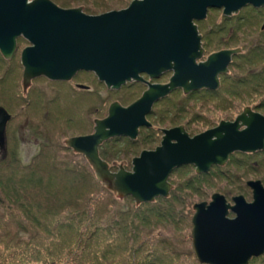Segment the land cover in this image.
<instances>
[{
  "label": "water",
  "instance_id": "1",
  "mask_svg": "<svg viewBox=\"0 0 264 264\" xmlns=\"http://www.w3.org/2000/svg\"><path fill=\"white\" fill-rule=\"evenodd\" d=\"M247 5L259 8L264 0H132L125 8L98 15L80 7L61 8L50 0H0V53L10 60L15 38L21 35L33 43L20 56L23 93L37 77L69 81L79 71L92 72L108 89L131 81L146 83L131 104L111 103L106 117L94 120L92 133L64 141L85 157L105 189L120 199L130 196L138 205L168 197V177L175 167L193 165L202 173L225 165L233 153L264 150V116L246 108L233 122L221 121L193 137L181 126L162 129L160 145L132 158L129 171L121 165L112 171L99 155L107 140H135L140 127H150L147 114L170 91L218 88L217 76L227 73L231 57L241 50H220L201 61V37L193 20L205 19L209 8L230 17ZM166 72L171 76L165 83L145 82L139 75L156 79ZM9 120L0 107V151ZM246 185L251 202L239 195L231 204L215 193L209 202L193 205L191 243L200 263L248 264L264 253V187L259 180ZM229 212L235 217L229 218Z\"/></svg>",
  "mask_w": 264,
  "mask_h": 264
},
{
  "label": "rangeland",
  "instance_id": "2",
  "mask_svg": "<svg viewBox=\"0 0 264 264\" xmlns=\"http://www.w3.org/2000/svg\"><path fill=\"white\" fill-rule=\"evenodd\" d=\"M62 1L65 0H54V2L59 7H80L83 12L92 15L94 13L100 14L110 10H119L121 8H124L131 0L125 1L126 3L123 2L125 4L121 5L120 7H110L111 5H109V7L104 6L101 8H97L95 6V2L88 3L86 0H72L69 3H64ZM256 15H259V18L255 20V25L257 23V32L253 36V39H257L255 41H260L261 39L264 41V33H262L264 32V30H261L262 25H264V6L259 7L255 12L252 11V8L244 7L237 14L230 17L222 15L221 9H209L207 11L206 18L203 21V33L208 32L213 26L217 28V26L223 25L225 23L224 18H231L232 21L240 18V21L244 23V18L251 20L252 17H255ZM228 23V26H225V29H227V32L225 34H222L219 37L220 33H216L212 36V39H214V43L211 44L213 46L209 47L207 45H203L202 41L203 54L201 61H205L210 53L212 54L213 52L219 51L220 49H222L221 47H223L222 45L215 46L214 44L224 43L226 42V40L229 41L231 38H233V30H231V28H234V23L229 21ZM223 31L224 29L222 30V32ZM236 38H240L239 34H236ZM232 41V48H240V54H242L243 43L235 40L234 38ZM26 45L27 44L25 42L18 41L17 49L13 57L10 60H5L7 63L6 67L15 69V73H13L12 78L16 75V90L18 91V95L20 96V98L15 94V89L10 92H5L0 98V100H2V102L0 101V106H3L4 109H6L11 115V119L7 122L5 127V146L3 149L4 154H7V156L11 157V162H13L12 159H16L21 166H26L27 164H29V162L34 161V158L38 157L39 155L43 158L42 160L40 159V161L36 160L38 161V164L41 161L42 163L48 161L46 164H55V162L57 161V164L66 165L70 168H76L77 166L80 168L84 164H86L96 181L99 183L100 187L105 189V187L97 180L91 166L88 164L85 157L81 154L73 152L70 148L66 147L64 141L67 138L73 136L92 133L94 120L105 118L107 115L108 107L111 103L116 101L122 106L131 104L146 89V83L143 84L144 82L140 83L137 81H131L126 82L118 90H110L102 82H99L97 77L92 72L79 71L69 81H51L46 79L45 77L35 78L31 80L29 86L26 89V92L23 93L21 85L22 67L20 65V62L18 61V55L20 54V50ZM199 61L200 60H197V62ZM234 61L236 60L233 59L231 63L237 62ZM231 63L227 68V73H221L217 76L219 82V86L217 89L209 90L204 88L197 91H191L186 95L185 93H183L182 89H175L167 98L166 102H159L160 105H154L153 114L148 116V122L152 126L150 129L139 130V134L137 135L135 140H128L127 138L128 141H126V138L124 137H117V140L112 143V150L119 151L121 153V158L115 160V162H108L105 160L109 164L111 170L116 171L121 165L129 171L131 169L132 158L138 156L141 151L154 150L155 147L159 146L161 138L163 136L161 130L164 129L167 124L164 123L165 120L164 118H162L165 115V113L161 111L162 104L164 105V107L169 108V105H171V103L175 107V103H177L179 100L184 101L183 106H185L184 108L186 109V111L182 113H185V119L183 122H187L188 127L194 128V131L187 132L189 136H193L195 134L197 135L199 132L205 131L208 128L212 127V125L215 126L223 120L233 121L246 108H250L251 111L264 116V110L259 106L264 98V94H255L252 96V98L246 100H241L236 96L230 94L227 96L222 94L221 96L223 97V99H225V102H223L222 104L216 100H213L215 98L222 100L221 96L219 94L217 95L216 92L219 90L221 92L223 81H234V73H236L234 66L236 64H234L233 66ZM170 76L171 72L163 73L155 82L165 83ZM140 77H142L145 82H152V79H149L145 74L140 75ZM0 83L6 84L4 83V80H1ZM76 84L84 86L87 85L90 88L87 91L83 90L82 88H80L81 90H79V87ZM1 103H4L5 105H1ZM69 104H71V106L73 107H70ZM7 105L11 106L12 108L10 109ZM133 145L137 146L135 154H131L130 152V148ZM47 147H50L51 150L49 149L47 151ZM58 147L59 149H62L64 147L68 149L69 152L67 153L65 151H61L60 157L53 160L56 156V151L54 149L57 150ZM255 153L257 152H254L253 154L239 152L233 153L224 166H212L208 170V173L206 172L198 174V177L200 178H197L196 176V178L194 177L195 168H193L191 165H182L181 167L173 170L169 177V183L171 185L170 195L169 197L164 199L170 202V206H173L176 209V212L185 217V221H183L184 223L180 225L173 224L172 222L171 224H166L170 221H176L178 217L181 220V217L178 215V217L176 218H168V216L165 215V219H168V222H163V219L160 220L161 218H159V215L161 214V212H159L160 210L155 209L156 211L153 216L156 215L155 217H157L161 222L159 223L155 219L154 221H152V232H144L143 234L146 237L150 236L149 240L150 242L152 241V246H150L151 249L156 248L158 249V252H161V254H167L169 259L175 263L178 262L179 264H197L195 263L197 259L195 257L191 243L190 219L193 215V205L203 201L209 202L211 199L210 197L213 193H219L220 195H223L226 201L230 203L232 197L239 195H242L247 202H251V190L249 188H245V190H243L244 192H230L231 188H233L230 185L231 183H233V180L230 177L231 175H235L236 177L240 175L242 184H244L245 181L249 180H259L264 187V153ZM249 158H251L252 161H249ZM11 162L8 161V163L12 164L9 165V167L15 171L11 170L9 172L7 171V174L4 173L6 174L4 181L6 183L5 188L7 190L4 193L11 194L13 196V194L15 195V191L17 190L14 185L12 186V184L10 183L12 181H9V175H11L13 172L16 173V175H18V177L16 178L18 181L21 179V175L18 174V170L20 168H16V165ZM249 162H251L250 165ZM86 186L87 185L85 184H83V186L77 185L76 190H84ZM88 187L90 188L91 186ZM29 188L30 187L27 188L28 191ZM105 190L108 191L107 189ZM199 191H204L206 195H199ZM108 192L113 196V198L117 200V207L119 206L120 208H126V206L124 205V203H126L124 201L125 197L120 199L113 195V193H111L110 191ZM62 194L66 196V194L69 193L68 191H64V193ZM87 194L88 191L85 195ZM14 200V198H11V200H9L8 198V201L10 202H13ZM62 202L63 200L60 198L58 201L59 205L55 204V208L45 205L44 203L41 204L39 208L45 210L44 213L46 216L47 214L49 215L53 212H58V209L61 208L63 209L62 212L64 213L70 211L68 209L70 207H67L64 211V208L68 205L65 206L63 204L62 206ZM23 203L24 204L21 205H23L24 207L28 205V207L32 206L33 208H35L28 202L24 201ZM158 203L160 202L155 199L150 204L152 207H155L158 206ZM165 204L169 205V203ZM133 205L134 207L140 206L139 204L136 205L134 202ZM11 207L13 206L11 205ZM36 208L32 212L30 209L29 210L31 213H33L34 211L38 210ZM150 211L152 212L154 210ZM158 212L160 214H158ZM14 213H19V210H14ZM228 217L232 219L235 217V215L232 212H229ZM164 224L167 226L165 227ZM170 228H173V230H171ZM123 244H125V242ZM123 244L121 243L119 245L123 247ZM140 253L141 252L137 254ZM141 255L143 256L142 253ZM262 256L264 257V253L256 257L259 262L262 259L260 258ZM149 259H151V256L149 257Z\"/></svg>",
  "mask_w": 264,
  "mask_h": 264
},
{
  "label": "trees",
  "instance_id": "3",
  "mask_svg": "<svg viewBox=\"0 0 264 264\" xmlns=\"http://www.w3.org/2000/svg\"><path fill=\"white\" fill-rule=\"evenodd\" d=\"M71 1L65 0L62 2L69 3ZM86 1L88 3L95 2V6L101 8L104 6L109 7V5H111L110 7H120L127 0ZM252 11L255 12L256 10L253 9ZM257 18H259V15L252 17V23L246 26H244L245 23L240 21V18L234 19L235 21H232L231 18H224L225 23L223 25L217 26V28L213 26L208 32L201 33L203 44L209 47L213 46L211 44L214 43L212 36L216 33H220L219 37L225 34L227 32L225 28L228 26L229 21L234 23V28H231L233 38L243 43V53L235 57L237 62H234L236 63H231L233 66L236 64L234 66L236 70L234 81H231L232 83L223 81L221 92L220 90L217 91V95L224 94L227 96L230 94L241 100H246L252 98L255 94H264V41L253 39L257 32V23L255 25ZM236 34H239L240 38H236ZM233 38L229 41L226 40L225 43L214 45H222L221 48L233 47ZM6 65V61L0 56V77L6 83H0V98L5 92L14 89L15 94L18 95L16 75L12 78L15 69L8 68ZM221 99L220 103L222 104L225 99L222 96ZM0 101L2 102V100ZM183 102L179 100L175 103V107L171 103L169 108L166 107L165 115L185 112ZM69 106L73 107L71 104ZM259 106L264 110V98ZM9 108L12 107L9 106ZM172 116L177 117L175 114ZM115 140H117V137L104 142L99 147L101 158L108 162H115V160L121 158L119 151L112 150V143ZM128 140L126 138V141ZM46 149L47 151L51 150L50 147ZM54 150L57 157L55 156L53 160L60 157L61 151L69 152L64 147L62 149L58 147L57 150ZM136 150L137 146L133 145L130 148L131 154H135ZM2 152L0 151V264H179L171 261L167 254L163 255L158 252V249H151L150 236L143 235L144 232H152V221L155 219L159 223L162 219L163 222H168L165 215L168 218H176L178 215L181 217V220L178 217L176 221H170L166 224L172 222L180 225L184 223L185 217L176 212V209L170 206L168 200L159 197L156 199L160 202L158 206L152 207L150 203H144L139 207H134L131 198L127 196L124 199L126 208H120L117 207V200L108 191L100 187L86 164L80 168L78 166L70 168L66 165L57 164V161L55 164H46L48 161L45 163L41 161L38 164L37 162L43 158L39 155L26 166H21L16 159H12L13 162H11V157ZM260 153L262 154L264 151L255 154ZM8 161L15 164L16 168H20L18 170V174L21 175L19 181L16 179L18 177L16 173L13 172L9 175V181H12L10 183L17 190L15 191L16 196L4 193L7 191L4 181L7 171L13 170L9 167L12 164ZM249 161H252V159L249 158ZM230 178L233 180V183L230 184L233 187L230 192H244L245 188L248 189L247 181L242 184L240 175L237 177L231 175ZM83 184L87 185L84 190H76L77 185L83 186ZM28 187L31 188H29V191L27 190ZM64 191H68L69 194L65 196L62 194ZM87 191L89 195H85ZM198 194L201 196L206 195L204 191H199ZM8 198L9 200L11 198L15 200L10 202ZM60 198L63 200L62 206L63 204L68 205L64 208V211L67 207H70L68 208L70 211L64 213L61 208L58 209V212L46 216L45 210L39 208L43 203L55 208L56 205H59ZM24 201L35 208L37 207L38 210L31 213L35 208L28 207V205L24 207L21 205L24 204ZM165 203H169V205ZM155 209L161 212V214L158 212L160 220L155 217L156 215L153 216ZM14 210H19V213H14ZM150 210L154 211L151 212ZM164 226L167 225L164 224ZM170 229L173 230V228ZM124 242L125 244H123ZM121 243L124 245L123 247L119 245ZM139 252L143 256L141 253L137 254ZM150 256L151 259H149ZM260 258L262 259L259 262L256 257H253L248 264H264V257ZM195 263L199 264L197 261Z\"/></svg>",
  "mask_w": 264,
  "mask_h": 264
},
{
  "label": "bare ground",
  "instance_id": "4",
  "mask_svg": "<svg viewBox=\"0 0 264 264\" xmlns=\"http://www.w3.org/2000/svg\"><path fill=\"white\" fill-rule=\"evenodd\" d=\"M29 1H32V0H29ZM51 2H53V3H55L54 2V0H50ZM132 1V0H131ZM130 1V2H131ZM129 2V3H130ZM128 3V4H129ZM56 4V3H55ZM128 4L125 6V7H127L128 6ZM57 5V4H56ZM58 6V5H57ZM124 7V8H125ZM245 7H248V8H252V10L254 9V10H257L258 9V7H254V6H252V5H247V6H245ZM62 8V7H61ZM244 8V7H243ZM65 9H67V8H65ZM122 9V8H121ZM209 9H211V8H209ZM208 9V10H209ZM207 10V11H208ZM84 13H86V12H84ZM86 14H88V13H86ZM99 13H94V14H92V15H98ZM101 14V13H100ZM91 15V14H90ZM205 19H201V20H193V23L196 25V27H197V31H198V34L200 35V40H201V47H202V34L201 33H203V21H204ZM244 26H246V25H248L249 23H252V20H244ZM264 24V23H263ZM261 30H264V25H262V27H261ZM15 40H16V49H17V42L18 41H20V42H25L27 45L25 46V47H23L21 50H20V54L18 55V61L20 62V60H21V58H20V56H21V52H22V50L24 49V48H26V47H28V46H33V43L30 41V40H28V39H26L25 37H23L22 35L21 36H19V37H16L15 38ZM225 43V42H224ZM204 45V44H203ZM235 48V47H234ZM234 48H232V47H228V48H222V49H220V50H224V49H234ZM16 49H15V51H16ZM202 49H203V47H202ZM240 49V48H239ZM219 50V51H220ZM241 50V49H240ZM217 52V51H216ZM15 53V52H14ZM14 53H13V55H14ZM210 53V52H209ZM214 53V52H213ZM241 53V52H240ZM240 53H238V54H235V55H233L232 57H231V62H232V60L233 59H235V57L237 56V55H239ZM211 54V53H210ZM209 54V55H210ZM0 56L2 57V54L0 53ZM13 57V56H12ZM2 59H4L3 57H2ZM5 60V59H4ZM7 61V60H6ZM20 65H21V62H20ZM21 67H22V65H21ZM22 73H23V67H22ZM140 75H143V74H140ZM21 78H22V75H21ZM38 78V77H37ZM160 78V77H159ZM159 78H156V79H152V82L151 83H156L155 81L157 80V79H159ZM168 80H169V78H168ZM167 80V81H168ZM100 82V81H99ZM139 82V81H138ZM103 83V82H102ZM140 83H143V82H141L140 81ZM104 84V83H103ZM105 85V84H104ZM82 88H83V90H89V86H87V85H83V86H81ZM110 90H116V89H110ZM175 90V89H174ZM174 90H172V91H170L165 97H163V98H160L159 100H158V102H156V105H160V103L159 102H166V100H167V98L171 95V93L174 91ZM186 95V94H185ZM213 100H216V101H218V102H220V100L218 99V98H215V99H213ZM154 105V104H153ZM1 107V106H0ZM153 107L154 106H152V108H151V110H150V112H153ZM3 108V107H2ZM6 110V109H5ZM7 111V110H6ZM161 111L163 112V113H165V111H166V107H164V105L162 104V109H161ZM8 112V111H7ZM9 113V112H8ZM188 113V112H187ZM170 114V113H169ZM167 114V115H164L162 118H164V120H165V122L164 123H167L166 124V126L167 127H171V126H174V125H178V124H180V123H183V121H184V119H185V113L184 114H176V113H174L177 117H175L174 118V116H172V115H174V114ZM10 115V114H9ZM10 119H11V115H10ZM146 119H147V116H146ZM169 119V120H168ZM147 121H148V119H147ZM224 121V120H223ZM231 122V121H230ZM218 125H219V123L217 124V125H215V126H213L212 125V127H210V128H208L207 130H205V131H208V130H210V129H214V128H216V127H218ZM152 126H151V124H150V127H148V126H143L142 127V129H150ZM191 130H194V128H191ZM205 131H202V132H199L198 134H200V133H203V132H205ZM189 135V134H188ZM196 135V134H195ZM195 135H193V136H195ZM193 136H190V137H193ZM100 155V154H99ZM227 163V162H226ZM225 163V164H226ZM182 166V165H181ZM181 166H179V167H181ZM193 168H195V166H193V165H191ZM224 166V165H223ZM176 168H178V167H175L173 170H175ZM111 169V168H110ZM172 170V171H173ZM195 170V169H194ZM172 171L170 172V174L172 173ZM202 173H206V172H202ZM202 173H197L196 172V170H195V175L194 176H198V174H202ZM207 173H208V171H207ZM170 174H169V177H170ZM169 177H168V183H169ZM170 184V183H169ZM170 191H171V189H170ZM170 191H169V194H168V197H169V195H170ZM213 194H215V193H213ZM212 196V195H211ZM127 197V196H126ZM128 197H130V196H128ZM131 198V197H130ZM159 198V197H158ZM162 198H164V197H162ZM167 198V197H166ZM211 198V197H210ZM157 199V198H156ZM131 200H132V202H134V200L131 198ZM135 203V202H134ZM144 203H151V202H142V203H140L139 205H141V204H144ZM190 223H191V235H192V228H193V226H192V222H191V219H190ZM252 258V257H251ZM250 258V259H251ZM199 264H205V263H200L199 261H197ZM249 262V261H248Z\"/></svg>",
  "mask_w": 264,
  "mask_h": 264
},
{
  "label": "flooded vegetation",
  "instance_id": "5",
  "mask_svg": "<svg viewBox=\"0 0 264 264\" xmlns=\"http://www.w3.org/2000/svg\"><path fill=\"white\" fill-rule=\"evenodd\" d=\"M143 84H144V83H143ZM76 85H77V84H76ZM77 86H78L79 88H82V87H80V86H83V85L78 84ZM78 87H77V88H78ZM146 88H147V87H146ZM82 89H83V88H82ZM141 94H142V93H141ZM156 102H158V101H156ZM156 102L154 103V105L156 104ZM154 105H153V106H154ZM151 114H153V113H152V112H149V113L147 114V119H148V116H150ZM224 121H230V120H224ZM233 121H234V120H233ZM233 121H231V122H233ZM180 126L183 127V129H184L186 132H188V131H190V132L194 131V130H191V128H193V127H188V123H187V122H186V123L183 122V123H180V124H178V125L171 126V127H167V126H166L164 129H167V130H168V129H172V128H176V127H180ZM142 127H143V126H142ZM142 127H140L139 130H141ZM241 129H242V128H241ZM161 133H162V132H161ZM138 134H139V132H138ZM122 138H123V137H122ZM124 138H126V137H124ZM161 139H162V138H161ZM160 142H161V141H160ZM159 145H160V144H159ZM155 148H156V147H155ZM231 155H232V154H231ZM231 155H230V156H231ZM230 156H229V157H230ZM251 199H252V196H251ZM231 203H232V202H231Z\"/></svg>",
  "mask_w": 264,
  "mask_h": 264
}]
</instances>
